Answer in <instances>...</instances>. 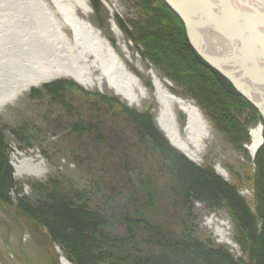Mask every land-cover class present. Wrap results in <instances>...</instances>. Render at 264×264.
<instances>
[{
  "label": "rangeland",
  "instance_id": "374dc122",
  "mask_svg": "<svg viewBox=\"0 0 264 264\" xmlns=\"http://www.w3.org/2000/svg\"><path fill=\"white\" fill-rule=\"evenodd\" d=\"M100 3L101 6L95 7L94 10L90 2L92 14L89 19L94 25L99 26L114 44H117L110 21V11L103 0H100ZM109 3L115 4L113 7L116 10L115 20L122 29L120 31L126 36L132 52L140 56L146 70L154 67L171 84L174 93L191 98L214 124L215 112L212 109L208 111L200 104L189 84L177 83L172 79L170 71L159 68L145 55V45L138 39L141 34L139 30L144 31L149 23V15L142 8L140 0H109ZM79 11L81 15L82 11ZM166 25L168 26V23ZM161 26L165 27L163 22ZM140 76L144 77L146 85L153 87L146 74L142 73ZM59 83H63L66 89L56 88L61 92L58 98L50 94L49 89H45L46 85L55 88ZM66 83H73L74 86ZM36 90L42 91V96L36 95ZM99 96L115 98L121 105L138 114L145 113L154 117V125L168 144L199 168L211 167L218 171L216 169L218 163L223 164L228 170L227 176L223 178L235 185L251 207L254 206L256 189L251 175L255 173L256 168L248 147L243 144L245 147L239 150L232 146L233 143L217 125H214L217 139L209 144L210 149L200 165L177 149L165 136L156 121L153 104L144 102L141 108L131 107L107 88L102 92L99 89H87L69 77L55 78L31 87L12 103L7 104L5 112L0 113L1 135H4L5 152L8 156V159L0 156V162L2 167L6 162L7 165L9 163L12 168L11 182L15 183L8 191L9 196L7 195L5 199L0 198V264H62L63 254H66L74 264L80 261L76 252L68 248L67 244L52 240L51 236L47 235L49 231L46 226H38L31 218L28 219L27 213L17 208L18 199H28L37 207L42 203L60 205L64 202L63 204L70 209L82 207L86 201L90 209L99 208L103 214L114 213L119 217L118 223L109 230L113 236L118 237H124L128 233L124 221L126 214L137 219L139 218L137 214L142 209L149 211L151 224L161 222L164 232L169 233L170 237L173 233L182 232L185 227L184 221H192L193 236L202 241L209 239L213 246L223 247L236 258L248 261V255L237 243L236 223L230 217L227 206L211 208L204 201H197L193 197L189 204L185 203L187 199L178 188L159 151L155 150L149 141L143 142L140 139L136 124L122 112L118 104L109 106L110 104L103 103L104 100ZM181 116L182 121H185V116ZM254 117V114H250L247 120L248 122L254 120L253 123H257L250 126V129L258 125V120ZM244 119L242 116L241 124ZM24 127L28 130L25 135L19 133ZM262 128L264 130V127ZM0 150L3 154V145L2 148L0 146ZM16 154L20 160L14 156ZM26 156L32 158L35 164L41 161L47 173L37 177L19 174L15 163ZM7 172L6 169L5 175ZM194 181L198 185L201 184L200 181ZM150 185L156 194L152 202L147 189ZM84 189L89 191L86 200L77 196ZM114 190V201L107 204V196ZM69 199L75 204L72 205ZM209 211L221 212L224 218H227L226 214L229 216L231 233L239 250H232L228 245L219 244L215 235L204 227ZM189 213L195 215V218L193 215L191 218ZM29 222L31 226L28 225ZM134 229L136 240L128 241L120 247L106 248L114 252L115 257L127 256L128 253L136 256L140 252L160 250L156 246L157 239L151 229L139 225ZM68 231L69 234L72 233L71 230ZM150 238L153 242L148 245L146 240ZM110 260L114 261L113 258ZM90 261L89 257L81 262L89 264ZM123 261V264L131 263L130 259ZM103 264H111V261L106 260Z\"/></svg>",
  "mask_w": 264,
  "mask_h": 264
},
{
  "label": "trees",
  "instance_id": "16d2710c",
  "mask_svg": "<svg viewBox=\"0 0 264 264\" xmlns=\"http://www.w3.org/2000/svg\"><path fill=\"white\" fill-rule=\"evenodd\" d=\"M91 1L94 9L101 6L100 0ZM140 4L149 15L148 28L145 27L144 31L139 30L141 34L138 39L145 45V55L159 68L170 71L172 79L177 83L182 85L188 83L200 104L208 111L212 109L215 112L214 120L219 130L229 137L231 143L243 148V144L250 140V135L247 133L246 125L241 124L238 115L248 109L254 114L255 120H261L263 123L261 114L242 94L237 92L231 81H228L219 71L202 59L197 50L193 48L181 19L171 11L164 0H140ZM162 22L165 27L161 26ZM66 84L74 86L73 83ZM60 87L66 89L63 83L56 84L55 88L52 85H46L45 89H49L50 94L58 98L61 92L56 88ZM35 93L40 94L39 97L42 96V91L36 90ZM99 97L104 100L103 103L110 104L109 106L118 104L122 112L136 124L140 139L143 142L149 141L155 150L159 151L178 188L185 195L187 199L185 203L189 204L193 197L197 201H204L211 208L224 205L228 207L236 223L237 242L243 252L248 255V261L236 258L223 247L213 246L209 239L202 241L193 236L192 221H184L185 227L182 232L173 233L170 237L169 233L164 232L160 225L161 222L156 225L151 224L152 218L147 209L138 212L139 218L137 219L126 214L124 221L128 233L124 237H118L113 236L109 230L118 223L119 217L114 213L103 214L99 208L90 209L86 201L82 207H71L70 209L63 204L64 202L60 205L42 203L37 207L33 206L28 199H18L17 208L27 213L29 219L31 218V221L38 226H46L49 232L45 233L51 236L52 240L65 243L68 248H72L78 255V261L80 260L78 264H87L81 261L89 257L91 260L89 264H103L106 260L111 261V264H123V260L128 261L129 259L130 264H264V147L257 154L256 172L251 175L254 189H256L254 208H252L249 202L240 195L237 187L231 186L222 179L213 168H199L172 148L154 125V117L145 113L138 114L121 105L115 98ZM62 101H64L63 98ZM253 122L254 120H250L246 123ZM143 124H145L144 127ZM27 127L21 128L19 133L27 134ZM1 133L0 129V146L1 148L2 145L4 146L3 154L0 150V156L8 159L5 152L4 135ZM8 165L6 162L2 167L0 162V198L3 199L8 195L9 189L15 185L11 182L12 168ZM6 169L7 175L4 173ZM194 180L200 181L201 184H196ZM147 189L152 199L156 195L152 185ZM114 193L115 190L107 196V204L114 201ZM88 195L89 191L86 189L77 194L80 199L84 200L88 198ZM150 201L152 202L153 199ZM69 202L72 205L75 204L70 199ZM189 214L192 218L193 214ZM193 216L195 218V215ZM137 225L153 231L157 239L156 246L160 250L140 252L136 256L128 253L127 256L115 257L114 252L106 247H120L128 241L136 240L137 235L134 228ZM67 229L72 233L69 234ZM151 239L146 240L148 245L153 242ZM111 258L114 261L110 260Z\"/></svg>",
  "mask_w": 264,
  "mask_h": 264
},
{
  "label": "bare ground",
  "instance_id": "6f19581e",
  "mask_svg": "<svg viewBox=\"0 0 264 264\" xmlns=\"http://www.w3.org/2000/svg\"><path fill=\"white\" fill-rule=\"evenodd\" d=\"M248 1L264 9V0ZM90 2L93 4L91 0H0V113L31 87L55 78L69 77L87 89L103 92L107 88L131 107L141 108L144 102L153 104V113L165 136L188 158L201 165L209 146L217 139L216 121L213 124L191 98L174 93L171 84L154 67L146 70L140 56L132 52L126 36L120 31L115 20V4L103 0L111 14L117 44L90 21ZM203 34L205 41L214 49L225 51L223 46L227 45V40L210 31ZM138 72L150 78L152 88L146 85L144 77ZM181 115L185 116V121H182ZM242 116L250 135V140L244 144L255 163L264 144V130L261 125L250 129L251 124L246 123L250 114L243 111L238 115L240 122ZM14 156L19 157L17 154ZM42 164L41 161L35 164L32 158L26 156L15 166L19 174L37 177L47 173ZM217 166L216 173L224 179L228 170L221 163ZM226 181L235 187L228 179ZM226 216L224 218L221 212L209 211L204 227L215 235L219 244L239 250L231 233V219ZM28 225L31 226V223ZM61 263L74 264L66 254L62 255Z\"/></svg>",
  "mask_w": 264,
  "mask_h": 264
},
{
  "label": "water",
  "instance_id": "95a60500",
  "mask_svg": "<svg viewBox=\"0 0 264 264\" xmlns=\"http://www.w3.org/2000/svg\"><path fill=\"white\" fill-rule=\"evenodd\" d=\"M165 2L184 22L188 38L202 59L232 81L264 118L263 7L248 0ZM207 31L227 40L225 51L205 41L203 33Z\"/></svg>",
  "mask_w": 264,
  "mask_h": 264
}]
</instances>
